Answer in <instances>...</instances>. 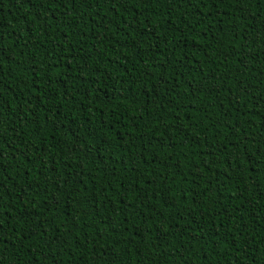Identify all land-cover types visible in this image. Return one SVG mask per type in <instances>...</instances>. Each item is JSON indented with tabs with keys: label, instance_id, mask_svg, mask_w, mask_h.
<instances>
[{
	"label": "trees",
	"instance_id": "1",
	"mask_svg": "<svg viewBox=\"0 0 264 264\" xmlns=\"http://www.w3.org/2000/svg\"><path fill=\"white\" fill-rule=\"evenodd\" d=\"M0 264H264V0H0Z\"/></svg>",
	"mask_w": 264,
	"mask_h": 264
}]
</instances>
